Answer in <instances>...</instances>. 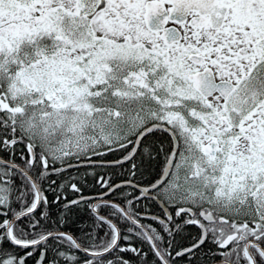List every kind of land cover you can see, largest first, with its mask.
Returning <instances> with one entry per match:
<instances>
[{
    "label": "snow or ice",
    "instance_id": "6c2138e0",
    "mask_svg": "<svg viewBox=\"0 0 264 264\" xmlns=\"http://www.w3.org/2000/svg\"><path fill=\"white\" fill-rule=\"evenodd\" d=\"M29 262L264 264V0H0V264Z\"/></svg>",
    "mask_w": 264,
    "mask_h": 264
},
{
    "label": "trees",
    "instance_id": "16d2710c",
    "mask_svg": "<svg viewBox=\"0 0 264 264\" xmlns=\"http://www.w3.org/2000/svg\"><path fill=\"white\" fill-rule=\"evenodd\" d=\"M153 210H154V209H153ZM81 226H86V225L70 224L68 227H69V230H70V231L75 232V231L78 230V227H81ZM125 255H126V258L132 256L131 253H127V254H125Z\"/></svg>",
    "mask_w": 264,
    "mask_h": 264
},
{
    "label": "flooded vegetation",
    "instance_id": "af4514ba",
    "mask_svg": "<svg viewBox=\"0 0 264 264\" xmlns=\"http://www.w3.org/2000/svg\"><path fill=\"white\" fill-rule=\"evenodd\" d=\"M54 179H55V177H53ZM155 210V209H154ZM193 231H195L194 229H193ZM29 264H31V262H29Z\"/></svg>",
    "mask_w": 264,
    "mask_h": 264
}]
</instances>
